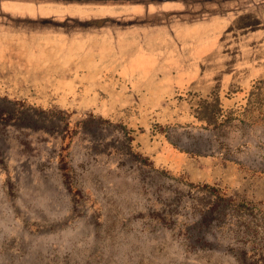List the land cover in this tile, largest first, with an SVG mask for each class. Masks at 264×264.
Segmentation results:
<instances>
[{
	"label": "rangeland",
	"instance_id": "obj_1",
	"mask_svg": "<svg viewBox=\"0 0 264 264\" xmlns=\"http://www.w3.org/2000/svg\"><path fill=\"white\" fill-rule=\"evenodd\" d=\"M28 1L0 0V9L17 13L3 21L23 12L37 24L49 13L45 5L134 8L142 22L160 23L161 35L187 37L207 33L168 17L264 12V0ZM231 8L237 12L229 15ZM245 108L215 119L219 109L210 105L202 116L217 125L168 130L178 148L217 157L249 178L208 187L155 169L130 150L119 125L84 113L64 121L47 115L52 107L0 97V264H264V116ZM223 193L236 203L220 200Z\"/></svg>",
	"mask_w": 264,
	"mask_h": 264
},
{
	"label": "trees",
	"instance_id": "obj_2",
	"mask_svg": "<svg viewBox=\"0 0 264 264\" xmlns=\"http://www.w3.org/2000/svg\"><path fill=\"white\" fill-rule=\"evenodd\" d=\"M182 11L187 14L183 8ZM234 12L237 11L233 8L227 10L229 15ZM166 15L167 13L158 14L159 21L160 17ZM202 15L194 20L184 19L178 14L174 15V18L171 16L168 18L175 23L178 19L186 20V23H196L206 22L212 18L208 14ZM230 17L231 24L223 33L224 43L221 47L225 54L229 56L231 54L230 58L223 60L212 57L196 63L190 61L197 64L195 66L199 71L215 67L216 75L210 77L216 79L210 78L208 85L204 84L199 73L196 76L199 78L190 83L180 84L172 94H164L163 90L155 88L151 90L144 88L143 91L130 88L135 87L134 83H138L139 77L146 75L148 70L155 69L154 65L158 62L157 74L161 76L169 68L176 72L182 69L181 66L184 64L172 63L176 57L163 55L161 51L158 54L162 56H155L158 57L154 58L156 60L151 57L131 58L129 63H124L122 59L110 57L102 59L101 62L96 61L100 65L95 68L91 66L95 63L92 57H87L85 61L69 60V56L65 55L43 61L42 66L55 73H49L48 80L42 77L29 78L20 84L0 77V97L21 105L57 109L48 111L49 117L59 115L64 120L67 115L84 113L92 120L119 125L125 129L131 151L135 150L137 155L150 162L155 169L191 185L208 187L220 184L243 185L249 180L247 175L239 173V177L233 169L235 167L223 165L217 157L203 156L178 148L168 135V130L176 126L217 125L216 120H207L202 116V110L210 105H215L219 109V112L216 110L214 113L215 119L218 116L237 118L245 107L246 111L249 109L256 111V117L264 116V12L263 10L259 12L258 8H255L250 12L236 13ZM113 21L120 27L137 23L150 24L151 28L161 27L160 23L152 25L151 21L117 19ZM102 23L94 22L81 28H102L104 26ZM230 35L231 38L226 37ZM34 60L36 65L41 63V60ZM176 60L178 61V57ZM69 62L71 65H68ZM137 71L144 72L136 73ZM226 71L230 72L234 80L231 89H223L221 84L215 81L222 80L221 77ZM54 76L59 77L61 89L52 84L51 81H56L53 79ZM112 85L114 86L109 91L104 89L105 86ZM95 87L97 89H93ZM218 197L232 204L237 200V197L227 193L218 194ZM259 199H264V196ZM249 203L255 202L251 200Z\"/></svg>",
	"mask_w": 264,
	"mask_h": 264
},
{
	"label": "crops",
	"instance_id": "obj_3",
	"mask_svg": "<svg viewBox=\"0 0 264 264\" xmlns=\"http://www.w3.org/2000/svg\"><path fill=\"white\" fill-rule=\"evenodd\" d=\"M32 1L34 0L28 2ZM35 1L41 3V5L45 3L44 0ZM49 1L57 4V2L66 0ZM153 1L167 4L173 0ZM45 7L49 9V13L42 14L37 24L24 20L25 14L23 12L20 16L14 15L18 18L15 22H4V18L12 17L13 13L16 12H13L9 8L0 9V77H6L9 81L14 80V83L20 84L29 78L42 77V79L48 80L47 76L52 71L49 72L46 66H42L43 61L48 58H61L65 55L69 56V60L83 59L85 61L87 57H92L95 63L91 66L95 68L100 65L97 62L110 57H116L117 60L122 59L124 63H129L131 58L151 57L153 60H156L162 56L158 54L161 51L163 55L167 54L170 57H176V59L178 57V61L176 59L172 60L174 65L178 64V62L181 65L184 64V66H181L180 74L171 68L164 72L162 76L157 74L158 62L154 65L155 69L148 70L146 75L139 77L138 83H134L135 87L130 86V88L137 91H143L144 88L149 90L155 88L156 90H163L164 94H172L178 86L180 87V84L196 80V76L199 73L202 75L201 80L206 85H208L210 78L216 79L210 77L216 75L215 67L199 71L195 66L197 64L190 61L193 60L195 63L199 61L204 62L212 57L225 60L231 56V54L230 56L229 54H225L221 49L224 43L223 33L229 29V25L231 24L230 17H212L206 22L187 23L189 25L187 31L193 32L197 28L196 30L201 33L205 32L207 34L200 36L196 32L187 37L180 35L177 37L174 33H164L161 35L159 33L160 28H151L150 24L137 23L126 27L114 24V19L121 21H143L136 17L139 15L137 13L139 9L112 8L98 12H89L90 10L87 8L74 9V7H70L68 10H65L59 8V6L45 5ZM166 12L164 11L163 13L166 14ZM88 13L90 14L88 15ZM58 16L61 18L59 19ZM94 22H103L102 25L104 24V26L102 28H81ZM226 37L231 38L232 35ZM34 59L41 60V63L36 65ZM179 60L184 63H181ZM68 65H71V63L69 62ZM169 66L170 64L167 65V67ZM142 72L144 71H137L136 73ZM223 75L221 77L222 80L219 81L217 79L215 81L221 84L223 89H231L234 80L231 78L230 72L226 71ZM53 79L56 81H51L52 84L61 89L59 77L54 76ZM91 86L93 85L91 84ZM113 86H105L104 89L109 91Z\"/></svg>",
	"mask_w": 264,
	"mask_h": 264
},
{
	"label": "water",
	"instance_id": "obj_4",
	"mask_svg": "<svg viewBox=\"0 0 264 264\" xmlns=\"http://www.w3.org/2000/svg\"><path fill=\"white\" fill-rule=\"evenodd\" d=\"M160 1H165V0H160Z\"/></svg>",
	"mask_w": 264,
	"mask_h": 264
}]
</instances>
